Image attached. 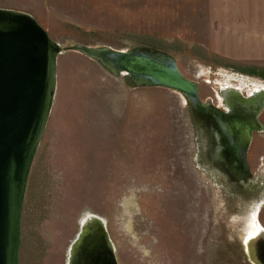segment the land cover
<instances>
[{
	"label": "rangeland",
	"instance_id": "rangeland-1",
	"mask_svg": "<svg viewBox=\"0 0 264 264\" xmlns=\"http://www.w3.org/2000/svg\"><path fill=\"white\" fill-rule=\"evenodd\" d=\"M0 9L29 13L65 49L27 186L21 264H68L92 215L105 220L119 264H262L247 239L257 206L264 227V167L232 183L209 165L207 120L183 95L136 86L74 48L165 53L215 109L223 90L249 97L264 86V0H0ZM250 154L259 167L264 134Z\"/></svg>",
	"mask_w": 264,
	"mask_h": 264
},
{
	"label": "water",
	"instance_id": "water-1",
	"mask_svg": "<svg viewBox=\"0 0 264 264\" xmlns=\"http://www.w3.org/2000/svg\"><path fill=\"white\" fill-rule=\"evenodd\" d=\"M74 49L113 74L127 73L136 86L175 91L203 116L219 117L220 132L233 142L234 152L242 155L246 168L251 133L261 129L258 115L264 106V89L249 97L223 90L232 113L217 114L202 104L198 83L188 79L177 61L165 53L88 46ZM64 51L29 13L0 9V264H21L27 186L54 107L58 58ZM233 98L240 102L232 103ZM89 219L85 225L80 222L68 264H119L105 220L94 215ZM256 248L257 258L264 264V240Z\"/></svg>",
	"mask_w": 264,
	"mask_h": 264
},
{
	"label": "flooded vegetation",
	"instance_id": "flooded-vegetation-1",
	"mask_svg": "<svg viewBox=\"0 0 264 264\" xmlns=\"http://www.w3.org/2000/svg\"><path fill=\"white\" fill-rule=\"evenodd\" d=\"M254 88H256V89L259 88L256 90V92H258V90L264 88V86H259V87L255 86ZM235 90H237L241 93L243 92V90H241V89L236 88ZM219 99H220V97H219ZM238 102H240V101H238ZM214 105H215V109H212L209 106H207V107L210 108L212 110V112H215L217 114H231L232 113V108H230L228 106V104L223 99H220V101L217 100V102L214 103ZM261 110H263L262 111V113H263L264 112V106L262 107ZM261 110H260V113H261ZM235 113H239V112H235ZM260 113L258 115V122L261 124V129L255 130L251 133L250 144L248 147L247 154L245 155L246 159L244 158V160L246 162V164H245L246 168H244L242 165L243 164L242 155L240 156L239 154L234 152L235 150L232 147V141L228 138V136L226 134L224 135L222 133V137H223L222 140H219L215 136L216 134L214 132V129L217 126L215 119L213 117H210V116L205 117L207 122H205L203 124L207 129V133H206L207 136L206 137L204 136L203 144H204V147H206V151H207L206 156L208 157L209 165L212 167V169L213 168L220 169L222 171V173H224L225 175L227 173L228 176L230 177L232 183H236V184L245 183L247 180H249L252 177L250 173L254 171V167L256 169H258L257 171L261 170L260 168L264 167V159L260 158L259 159V162L261 161L259 163L260 166L256 167L255 164L253 163V160H252V157L250 154L252 145L255 141L257 134L258 135L264 134V123L259 120L260 116L262 114V113L261 114ZM201 121H204V119ZM194 125L196 128H200V126L198 124L194 123ZM227 144L229 146L228 148H227ZM220 154H221V157L218 158V156ZM244 175L246 177L243 179L242 177ZM262 209L263 208L262 207L260 208L259 206L254 208V210L251 214V217H250V225H249L250 229H251V233H249L248 239H247L248 247H249L250 251L253 252L252 256L256 257V259H257V253H256L257 248L256 247H257L260 240H264V227L261 226L260 220H259V216H260Z\"/></svg>",
	"mask_w": 264,
	"mask_h": 264
},
{
	"label": "bare ground",
	"instance_id": "bare-ground-1",
	"mask_svg": "<svg viewBox=\"0 0 264 264\" xmlns=\"http://www.w3.org/2000/svg\"><path fill=\"white\" fill-rule=\"evenodd\" d=\"M124 74L127 75V73H124ZM199 94H200V91H199ZM236 101H238V100L235 99V98L232 99V103H233V102H236ZM203 117L205 118V117H207V116L204 115ZM215 121H216V123H217V126H216L217 129H216V128H215L216 130L214 129V132H215V134H216L215 136H216L219 140H222V139H223V137H222V133L220 132V129L218 128V127H220V121H221V119L219 120V117H218L217 119H215ZM223 134L225 135V133H223ZM228 144H229V143H228ZM228 144H227V148L229 147ZM232 145H234L233 142H232ZM219 157H221V154L218 156V158H219ZM218 158H217V159H218ZM245 177H246V176L244 175L242 178L244 179ZM243 179H242V180H243Z\"/></svg>",
	"mask_w": 264,
	"mask_h": 264
}]
</instances>
